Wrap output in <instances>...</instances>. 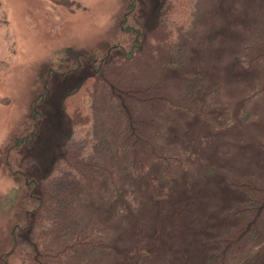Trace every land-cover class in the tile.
Segmentation results:
<instances>
[{
	"label": "rangeland",
	"instance_id": "1",
	"mask_svg": "<svg viewBox=\"0 0 264 264\" xmlns=\"http://www.w3.org/2000/svg\"><path fill=\"white\" fill-rule=\"evenodd\" d=\"M58 1L0 0V250L25 212L13 201L24 177L36 182L64 155L61 100L85 78L95 85L83 96L87 124L77 134L115 146L121 95L95 59L147 40L164 0ZM196 11L181 62L151 70L174 104L153 114L162 128L156 142L183 169L155 161L125 171L127 157L111 156L121 165L112 184L100 181L76 204L82 224L106 242L90 264H207L239 222L230 211L245 202L243 183L264 179V77L240 61L243 46L262 37L264 0H201ZM185 97L205 107L190 110ZM260 224L263 238L248 240L230 264H264V214Z\"/></svg>",
	"mask_w": 264,
	"mask_h": 264
},
{
	"label": "trees",
	"instance_id": "2",
	"mask_svg": "<svg viewBox=\"0 0 264 264\" xmlns=\"http://www.w3.org/2000/svg\"><path fill=\"white\" fill-rule=\"evenodd\" d=\"M200 1L164 0L147 40L133 43L128 51L120 42L122 55L111 57L105 52L95 59L94 66L114 92L121 95L119 104L123 117L115 146L87 141L86 135L77 134L87 124L85 111H82L83 96L95 83L85 78L81 85L64 94L61 109L68 120L62 145L64 155L36 182L24 177L17 188L18 196L13 201L15 207L23 206L25 212L20 223L13 224L7 234L8 243L0 250V264H90V256L104 250L106 242L95 227L82 224L76 204L96 189L100 181L105 179L112 184L114 171L121 168L111 162L112 155L127 157L125 171H136L155 161H161L167 172L183 169L182 160L173 150L156 142L162 128L153 114H161L174 104L164 97L163 87L153 81L151 70L157 64L173 67L181 62L184 50L193 41L191 22ZM133 3L130 0L128 7ZM261 36L243 46L240 61L245 66L256 63L264 77V31ZM116 45L112 47L118 48ZM184 99L183 106L195 112L205 107ZM210 99L208 101L212 102ZM30 117L33 122L40 119L34 111ZM241 187L245 202L230 211V217H236L239 222L218 238V250L210 255L207 264H230L229 259L239 253L248 240L255 243L263 238L260 223L264 214V179L243 183Z\"/></svg>",
	"mask_w": 264,
	"mask_h": 264
}]
</instances>
